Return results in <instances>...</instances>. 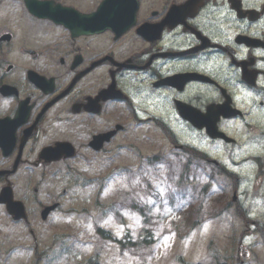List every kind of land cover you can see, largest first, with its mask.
<instances>
[{
    "label": "rangeland",
    "instance_id": "1",
    "mask_svg": "<svg viewBox=\"0 0 264 264\" xmlns=\"http://www.w3.org/2000/svg\"><path fill=\"white\" fill-rule=\"evenodd\" d=\"M96 2L97 0H89L90 5H97ZM15 6L11 5V9ZM0 10L10 9L6 3L0 6ZM152 136L153 139L148 141L150 144L157 138L156 134ZM126 137V134L118 137L114 157L111 160H103L106 163L97 161L91 168L82 169V166L75 162L76 167L82 169L85 177L99 179L87 186L83 185L82 179L78 176L69 175L68 179L63 181L61 186L67 188L68 212L74 209L76 213H68L67 219L58 214L53 220L48 244L56 234L66 235L67 240L62 248L53 250L52 257L44 264H76L77 262L91 264L90 260L97 264H180L177 261L179 256L188 262H208L211 251L217 256L216 261L223 263L228 255H242L243 251H239L238 244L242 228L238 220L230 216H218L213 220L206 218V215L208 216L212 211L218 212L224 208V196L218 201L214 198L218 193L217 189L221 188V180L211 183L208 197L202 205V214H204L202 218L205 220L201 228L186 236L189 221H182V215L176 213L164 214L169 209L170 195H173L183 207L187 203L177 194L175 183L177 175L171 173L172 179H168L161 167L144 168L143 159H138L128 149H120L126 145L124 142L127 141ZM154 151L156 149L143 150L142 156L146 157ZM208 166L211 168H207L206 171L198 170L195 187L202 188L211 179L209 172L215 169H212V163ZM124 169L131 173L125 172ZM103 182L105 189L100 196V202L104 206L113 207V211L108 215L102 214L96 206L97 192ZM252 196H258V193H252ZM130 198L148 211L147 227L152 230V238H154V242L149 247L121 248L116 243L102 239L96 233V227L99 225L105 230L112 231L118 238H123L127 234L133 241L142 238V218L139 213L131 209ZM172 206L170 203L171 209L175 210ZM172 221L175 223L172 224ZM235 239L237 243L233 242ZM243 245L245 248L256 245L253 248L254 258L248 260L250 262L247 264H264V248L259 237H250L243 242ZM31 261L32 256L29 252L21 253L20 264H31Z\"/></svg>",
    "mask_w": 264,
    "mask_h": 264
},
{
    "label": "flooded vegetation",
    "instance_id": "2",
    "mask_svg": "<svg viewBox=\"0 0 264 264\" xmlns=\"http://www.w3.org/2000/svg\"><path fill=\"white\" fill-rule=\"evenodd\" d=\"M254 3L255 0L253 1V4ZM150 16L152 17L153 15ZM149 21V16H146L141 23L143 24ZM253 28L256 34H258L259 40L262 42L256 47L247 49V58H254V67L258 71V83L253 93L246 94L247 100L244 102L246 104V115L244 116L243 128L244 137L246 138H253L258 135L264 136V125L261 124L263 118L260 116L257 121L254 116L264 114V22L263 27L260 20L254 23ZM108 34L112 36L111 33ZM112 42L115 44L118 41L113 39ZM144 44L145 50L142 55L138 56L136 54L128 57L125 63L116 59V53L121 55L125 52L114 49L109 42L102 43L103 51L99 56L96 47L91 44H87L86 46L77 44L72 48L68 47L64 51L65 58L70 59L71 66L77 63L72 66V69L79 68L78 73L87 70V74L81 78L82 81L79 88L59 100H57L58 95H55V91H58L61 85L56 86L54 93L51 95L43 93L36 94V92H34L35 86L27 77L5 71L0 67V120H8L11 125L15 126L13 130L7 132H5L3 128H0V252L3 256L4 253H6V246L10 254L12 251V246L7 245L5 241V220L3 216L5 214L8 215L6 213L7 203L4 199L8 198L7 194H4L5 188L12 185L14 199L16 201H23L27 205L34 193L37 195L41 193L38 188H34L33 191L30 190L29 184L31 181L35 180V183L39 184L40 188H42L47 182V178L54 175L55 172L53 167L63 162H47L41 159L44 155L43 152L45 148L53 147L58 142L62 141H70L75 144V140H78L80 144H88L94 136H99L102 133V127L105 132L111 130L110 126L116 119L114 114L103 117L102 121L101 113L94 114L92 112H87L84 109V105L88 104L90 99H93V101L97 99L101 90L110 87L116 80L118 82L121 81V86L126 93H131L135 90L134 86H125L123 84V75L127 73L129 67L133 66H141L148 69L153 60L160 55L158 52L160 48L156 46L159 47L162 42H145ZM194 55H196V53L191 54V56ZM146 56L151 58L148 63L145 60ZM37 58V55L33 57L34 60ZM103 58H106L104 63L96 66ZM187 61L188 60L182 62L186 63ZM64 63L65 61L63 60V64ZM193 65L191 62L188 63L182 75L192 72ZM102 67H104V69H101ZM142 71L144 70L135 73H141ZM181 78H184V76ZM186 80L187 79L184 81ZM126 84H129V82H126ZM172 84L171 81L168 85L172 86ZM5 86L8 88L5 89ZM196 88V83H187L184 92L174 89L176 94L174 101L184 100L189 103L191 96L193 99L195 98ZM31 89L34 90L31 91ZM200 90L201 97L206 98L210 102L214 101L213 92L209 91L207 88H200ZM242 96L245 97V94L242 93ZM132 100V96H130L126 104L133 106ZM54 101L56 102L43 112L44 107ZM100 103V101L97 102V104ZM111 103H117V101L110 100L102 104L106 107ZM78 104L82 106V109L76 112L74 106ZM245 104H243L244 107ZM24 111L26 116L25 119L23 115ZM62 121L66 123V128L62 125L58 126L62 124ZM47 122H50V124L44 126ZM51 122L57 123V125L54 126ZM186 128L190 130L189 126ZM30 129L31 133L28 139H25ZM4 135H6L12 143L5 145ZM257 138L258 137L254 140ZM21 177L25 179L22 186L18 184V180ZM38 198H41V196H36L33 202H35V205L40 209L30 210L28 218L23 221V223L29 226V229L32 227L30 225L33 215L40 212L41 216L43 209L48 205L46 204L44 206L42 201H38ZM10 219L13 220L12 217ZM34 232L35 231L32 230L33 234Z\"/></svg>",
    "mask_w": 264,
    "mask_h": 264
},
{
    "label": "water",
    "instance_id": "3",
    "mask_svg": "<svg viewBox=\"0 0 264 264\" xmlns=\"http://www.w3.org/2000/svg\"><path fill=\"white\" fill-rule=\"evenodd\" d=\"M112 7L113 5L106 6L104 11L96 17V20L100 21V23L104 25L117 23L120 27H123V24L125 25V23H127L130 19L129 13L123 12L120 7H118L116 12H114Z\"/></svg>",
    "mask_w": 264,
    "mask_h": 264
}]
</instances>
